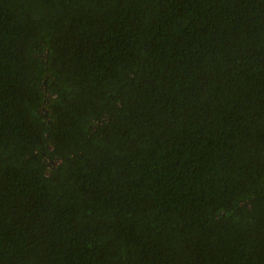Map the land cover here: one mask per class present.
I'll return each mask as SVG.
<instances>
[{
	"label": "trees",
	"instance_id": "1",
	"mask_svg": "<svg viewBox=\"0 0 264 264\" xmlns=\"http://www.w3.org/2000/svg\"><path fill=\"white\" fill-rule=\"evenodd\" d=\"M0 264H264V0H0Z\"/></svg>",
	"mask_w": 264,
	"mask_h": 264
}]
</instances>
